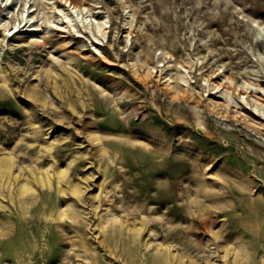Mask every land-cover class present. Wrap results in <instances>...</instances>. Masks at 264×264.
Here are the masks:
<instances>
[{
  "label": "rangeland",
  "instance_id": "obj_1",
  "mask_svg": "<svg viewBox=\"0 0 264 264\" xmlns=\"http://www.w3.org/2000/svg\"><path fill=\"white\" fill-rule=\"evenodd\" d=\"M69 1L0 0V264H264V0Z\"/></svg>",
  "mask_w": 264,
  "mask_h": 264
},
{
  "label": "bare ground",
  "instance_id": "obj_2",
  "mask_svg": "<svg viewBox=\"0 0 264 264\" xmlns=\"http://www.w3.org/2000/svg\"><path fill=\"white\" fill-rule=\"evenodd\" d=\"M12 1L13 0H3V2H1V3L4 6H8ZM24 1H25L24 7L26 8V13H25L26 15L23 13V17H28L29 18L31 16V13L33 12L32 10H34L35 8L32 7L33 4L31 3V0H24ZM50 3L51 2H48V4H50ZM65 3H66V6L63 7V8H60L59 11H62L64 13H69L70 11L71 12L75 11V6L72 4L71 1L65 0ZM11 13L12 12L10 11L6 16L7 17L12 16ZM25 19L28 22L27 18H25ZM105 23H106V20L102 19V20H99L96 24H95V21L94 22L92 21L91 25L93 26L95 24L96 28L98 29L99 32L106 33V32H108V31H106V29L108 27L105 26ZM56 27H58L60 30L67 31V29L70 27V25H65V26L61 25V27H59V24H58ZM12 32L13 31L10 30V31H8L6 33V35H10V34L12 35ZM35 41H38V40H35ZM252 91H253V89H252ZM262 129H263V127L259 128V129L252 128L251 131L254 133V135H257L256 137H259V138L262 139V141H264V138L261 135V134H263V132L261 131ZM10 168H11L10 158L9 157H5L3 159V163L0 164V182H1L0 191L5 190L6 185L4 183H6L8 177L10 176V171H9ZM76 189L78 191H82V192L84 191V189H83V187L81 185H77ZM35 194H36V190L33 188V185L27 182V183H25V184H23L21 186L19 195H17V196H12L11 195L9 204H2L1 203V199H0V215L3 218L10 219V218L14 217L13 215L17 211L16 208L18 210H21V211L24 210V214H26V216L25 217L18 216L19 226L23 230V234H22L23 236H25V235L27 236L28 235V232H27L28 228L30 227V225L35 223V221H36L35 219H37L33 215L34 211H36V213H38V210L41 208L40 206H36L37 202L34 200ZM17 200H19L20 207H18V204L16 202ZM13 207H15V208H13ZM27 213L31 214V216H27ZM38 221H41V220H38ZM3 224H5V223H3ZM25 228H27V229H25ZM0 230H1L0 231L1 236H9V241L14 240L15 235H14V237L13 236L11 237V235H13V229L11 228L10 224L3 225ZM140 232H141V228L133 229L134 238H137L139 236ZM21 238H23V237L21 236ZM35 251L36 250H34V249L32 250L33 253ZM160 259H161V257H155L153 262H155V264H160ZM20 263H22V259L20 260Z\"/></svg>",
  "mask_w": 264,
  "mask_h": 264
}]
</instances>
